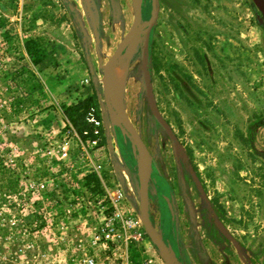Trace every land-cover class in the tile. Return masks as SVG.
<instances>
[{
    "label": "rangeland",
    "instance_id": "374dc122",
    "mask_svg": "<svg viewBox=\"0 0 264 264\" xmlns=\"http://www.w3.org/2000/svg\"><path fill=\"white\" fill-rule=\"evenodd\" d=\"M141 3V16L148 17L149 0ZM158 4L148 37L150 82L182 157L151 118L138 43L124 83L114 74L123 83L124 112L152 158L151 223L180 264H264V125L255 123L264 119V23L256 25L250 0ZM131 21V0H0V194L52 179L49 195L78 198V211L98 222V213L115 210L104 196L117 189V210L139 221L135 161L100 113L98 68ZM26 41L37 54L32 46L25 52ZM83 93H90L101 121L97 147L79 145L61 112ZM95 165L102 166L98 192L84 178L95 175ZM217 221L236 245L218 232ZM89 222L80 220L82 227ZM129 251L138 264H163L145 233Z\"/></svg>",
    "mask_w": 264,
    "mask_h": 264
},
{
    "label": "built area",
    "instance_id": "2783aa9c",
    "mask_svg": "<svg viewBox=\"0 0 264 264\" xmlns=\"http://www.w3.org/2000/svg\"><path fill=\"white\" fill-rule=\"evenodd\" d=\"M89 127L78 135L67 122L70 133L79 145L97 147L101 121L94 107L84 115ZM52 156L51 150L45 151ZM101 165L93 166V173L102 182ZM52 179L29 181L12 195L0 194V264H138L129 251L141 243L140 222L117 210L122 201L120 192L109 197L110 214L81 213L79 199L65 201L63 196L49 195ZM41 194H35V193ZM115 206V207H114ZM80 220H89L82 227ZM140 253V252H139Z\"/></svg>",
    "mask_w": 264,
    "mask_h": 264
},
{
    "label": "water",
    "instance_id": "95a60500",
    "mask_svg": "<svg viewBox=\"0 0 264 264\" xmlns=\"http://www.w3.org/2000/svg\"><path fill=\"white\" fill-rule=\"evenodd\" d=\"M85 1L88 3V0H84V2ZM250 1L254 8L253 13L255 21L257 25L261 27L264 23V0ZM141 5V0H131V24L107 61L103 65L98 66L99 70L102 72L100 83L103 103L100 106V113L101 115H105L107 117L112 135H114V131L117 129L123 142L127 141L129 144L132 157L135 161L138 218L147 239L163 264H180L171 246L169 245L166 236L160 235V233L153 227L150 220L148 209V187L150 183L152 158L124 112L120 92L116 93L113 91L109 84V76L113 66L116 64V62H118L120 65L125 67L126 60L129 58L134 46L138 43L141 88L144 92L146 104L151 118L165 134L169 143L176 149L178 155L182 157L181 147L176 137L158 112L150 82L147 50L148 36L149 31L154 26L157 18L159 9L158 0H149L150 9L149 17L147 19H142L141 17ZM67 7L69 10H72L70 5H67ZM183 161L186 162L184 157ZM187 172L192 184L195 187V190L201 199L206 202V197L200 181L198 180V177L196 176L192 166L189 164L187 165ZM217 224L219 226L217 229L218 232L221 233L227 240L236 245L234 239L224 231L218 221ZM235 251L240 261L244 263V259L241 257L238 248H235Z\"/></svg>",
    "mask_w": 264,
    "mask_h": 264
},
{
    "label": "trees",
    "instance_id": "16d2710c",
    "mask_svg": "<svg viewBox=\"0 0 264 264\" xmlns=\"http://www.w3.org/2000/svg\"><path fill=\"white\" fill-rule=\"evenodd\" d=\"M31 46L33 47L31 41H26L23 43V47L26 53L29 54L31 52L30 50ZM34 48L35 47H33L32 51L35 52V54H37V51H35ZM36 59H37V56H36ZM89 107H94L91 96H87L84 99L77 101L76 103L72 105L64 106L61 109L62 115L64 116L65 120L69 123V125L74 129V131L78 135H80L83 130L89 128L87 124L84 122V115H85L86 110ZM255 123L264 125V119H256ZM84 178H85L86 187L89 188L90 184H92L95 192H98L99 182H98V179L95 177V175L93 176L89 175Z\"/></svg>",
    "mask_w": 264,
    "mask_h": 264
},
{
    "label": "bare ground",
    "instance_id": "6f19581e",
    "mask_svg": "<svg viewBox=\"0 0 264 264\" xmlns=\"http://www.w3.org/2000/svg\"><path fill=\"white\" fill-rule=\"evenodd\" d=\"M124 69H125L124 66H122L118 62H116V64L113 66V68L110 72L109 84H110L111 88L113 89V91H115L116 93L117 92L119 93L122 89V85L124 83ZM116 70H118L120 75H121L122 82H123L122 85H120L121 83H119V81L114 80V74H115ZM123 88H124V86H123ZM117 90H119V91H117Z\"/></svg>",
    "mask_w": 264,
    "mask_h": 264
},
{
    "label": "crops",
    "instance_id": "0c3cea01",
    "mask_svg": "<svg viewBox=\"0 0 264 264\" xmlns=\"http://www.w3.org/2000/svg\"><path fill=\"white\" fill-rule=\"evenodd\" d=\"M90 93H83L80 96H78L77 101H80L82 99H84L85 97L89 96ZM77 101H75L74 103H76Z\"/></svg>",
    "mask_w": 264,
    "mask_h": 264
},
{
    "label": "flooded vegetation",
    "instance_id": "af4514ba",
    "mask_svg": "<svg viewBox=\"0 0 264 264\" xmlns=\"http://www.w3.org/2000/svg\"><path fill=\"white\" fill-rule=\"evenodd\" d=\"M141 17H142V16H141ZM148 17H149V16H148ZM148 17H142V19H145V18L147 19ZM151 29H152V28H151ZM151 29H150V31H149V36H150V34H151ZM149 36H148V37H149Z\"/></svg>",
    "mask_w": 264,
    "mask_h": 264
}]
</instances>
